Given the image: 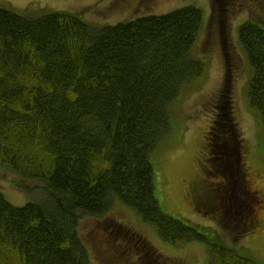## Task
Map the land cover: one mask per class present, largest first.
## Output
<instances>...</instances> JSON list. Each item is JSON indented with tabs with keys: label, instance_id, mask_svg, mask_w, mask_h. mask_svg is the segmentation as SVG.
Instances as JSON below:
<instances>
[{
	"label": "trees",
	"instance_id": "1",
	"mask_svg": "<svg viewBox=\"0 0 264 264\" xmlns=\"http://www.w3.org/2000/svg\"><path fill=\"white\" fill-rule=\"evenodd\" d=\"M129 20L100 27L69 12L35 17L0 7V169L19 176L25 192V179L45 192L42 201L15 206L0 190V264H90L81 220L105 217L116 202L170 244L207 242L208 264H256L164 213L155 193L151 157L173 129L171 107L205 73V62L193 55L202 10L190 5ZM239 39L252 70L249 102L264 124V23L243 25ZM228 83L213 102L211 130L220 133L206 148L208 178L193 195L215 199L216 207L223 199L237 224L252 219L253 209L236 205L231 188L209 180L218 178L217 163L240 155V144L223 150L238 131L232 123L221 129L225 104L232 103ZM141 244L159 262L152 264H163Z\"/></svg>",
	"mask_w": 264,
	"mask_h": 264
},
{
	"label": "rangeland",
	"instance_id": "2",
	"mask_svg": "<svg viewBox=\"0 0 264 264\" xmlns=\"http://www.w3.org/2000/svg\"><path fill=\"white\" fill-rule=\"evenodd\" d=\"M190 5L203 12L204 24L193 55L205 62V73L172 105L173 129L152 154L156 197L167 215L207 236H217L220 244L256 264H264V124L249 102L252 70L239 39L243 25L264 23V0H151L147 5L139 4V0H0L1 8L19 15L37 17L47 12H69L100 27L140 15H162ZM226 78L231 81L226 88L232 103L230 109L225 104L226 118L221 129L224 123H232L238 131L230 135L235 142L223 146V150L233 149V145L235 152L240 144V155H236L238 161L221 155L225 160L213 166L218 178L209 180L228 187V192L231 188L236 205L245 204L253 209L252 219L243 218L237 224L229 221V209L224 207L223 199H218V207L214 208L216 200L204 197L202 201L210 205L204 208L193 195L201 179L208 178L205 173L211 165L206 148L213 135L220 133L218 127L211 130L213 102ZM20 179L11 171L0 169V190L11 204L23 206L44 199L45 192L36 181L25 179V192ZM209 210L216 213L211 217L206 213ZM79 233L90 264H152L155 258L139 249L141 241L162 256L163 264L169 260L177 264H208L207 242L170 244L152 224L120 202L105 217L81 220Z\"/></svg>",
	"mask_w": 264,
	"mask_h": 264
},
{
	"label": "flooded vegetation",
	"instance_id": "3",
	"mask_svg": "<svg viewBox=\"0 0 264 264\" xmlns=\"http://www.w3.org/2000/svg\"><path fill=\"white\" fill-rule=\"evenodd\" d=\"M220 44H222L221 42H220ZM231 82V81H230ZM202 205H203V207L204 208H209L210 207V205H208L206 202H204V201H199ZM214 208H217V207H214Z\"/></svg>",
	"mask_w": 264,
	"mask_h": 264
},
{
	"label": "snow or ice",
	"instance_id": "4",
	"mask_svg": "<svg viewBox=\"0 0 264 264\" xmlns=\"http://www.w3.org/2000/svg\"><path fill=\"white\" fill-rule=\"evenodd\" d=\"M262 243H264V237H262Z\"/></svg>",
	"mask_w": 264,
	"mask_h": 264
}]
</instances>
